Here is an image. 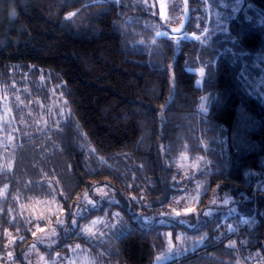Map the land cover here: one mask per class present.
Instances as JSON below:
<instances>
[{
  "label": "trees",
  "instance_id": "1",
  "mask_svg": "<svg viewBox=\"0 0 264 264\" xmlns=\"http://www.w3.org/2000/svg\"><path fill=\"white\" fill-rule=\"evenodd\" d=\"M204 5V0H186L189 18L182 24L198 37L176 43L156 36L161 28L145 23L151 15L129 0H0V82L11 65H33L58 76L70 111L60 153L79 186L100 180L104 172L87 173L78 131L100 157L124 152L143 162L151 188L165 198L159 204H170L171 193L178 192L175 170L182 155L206 161L196 178L208 179L209 189L201 195L194 224L191 219L194 226H170L174 242L175 229L188 231L180 237L187 251L164 264H235L244 241L255 248L264 236V99L253 91L240 63L243 55L264 53V0H243L228 22V37L201 42L197 29L207 25ZM198 67L204 68L201 85ZM204 96L206 111H200ZM111 173L106 176L118 178ZM5 176L0 174V191L9 182ZM216 189L232 198L228 205L206 204ZM6 206L0 198V254L9 230L18 236V261L33 240L17 234L19 225L9 221ZM209 207L219 211L206 214ZM88 209L78 224L103 210ZM130 212L124 209L129 222ZM230 218L241 222L239 233L227 234ZM167 228L133 224L116 240L112 261L152 264L166 247ZM61 230L55 246L43 247L50 255L86 242ZM230 238L233 245L227 244Z\"/></svg>",
  "mask_w": 264,
  "mask_h": 264
},
{
  "label": "rangeland",
  "instance_id": "2",
  "mask_svg": "<svg viewBox=\"0 0 264 264\" xmlns=\"http://www.w3.org/2000/svg\"><path fill=\"white\" fill-rule=\"evenodd\" d=\"M204 2L207 25H200L197 29L201 42L213 36L227 38L228 22L242 8L243 0ZM129 3L133 7L139 6L142 13L151 15L145 23L161 28L156 36L172 38L176 43L198 37V34L186 31L182 24L189 18L186 0H129ZM135 9H131L132 12H136ZM174 28H178L177 34L171 32ZM240 63L241 72L253 91L264 99V53L243 55ZM195 71L199 77L197 83L201 85L204 68L198 67ZM206 104L204 96L199 105L200 111H206ZM69 117L62 82L56 74L33 65L9 67L8 76L0 82V174L5 173V177L9 178V182L1 188L0 198L7 200L9 221L19 225L17 234L30 235L33 242L22 253V259L15 261L14 244L18 236L8 230L11 235H7L0 264H117L111 259L117 254L116 240L125 235L133 224L147 227L152 222L169 226L165 230L166 247L152 264H164L185 253L187 247L184 248L180 237L188 231L181 226L175 229L178 238L174 242V228L170 226H177L178 223L189 228L194 226L191 219L194 224L201 195L206 186L209 189L208 179L196 178L206 161L200 156L182 155L175 170V177L180 183L178 192L171 193L170 204H159L165 198L157 196L155 189L151 188L143 162L124 152L100 157L86 145L84 135L78 131L80 146L85 150L87 173L104 172L100 180L79 186L72 176L70 164L60 153L64 125ZM107 171H112L111 174L121 181L116 177H107ZM149 191L154 194L148 195ZM209 195L206 204L211 207L228 205L232 200L228 194L217 189ZM153 204V209H150ZM93 206L103 210L89 222L78 224L80 217ZM126 208L131 211L130 222L126 220ZM217 211L216 208H204L206 214ZM227 212L234 214L235 209L227 208ZM235 219L239 220V217ZM229 220L227 234L239 233L241 222ZM61 228L67 230L66 234L83 237L86 242L70 244L67 249L50 255L43 247L50 248L59 242ZM86 228H90L91 232H86ZM234 243L235 238L227 241L228 245ZM236 254L235 264H250L249 259L252 258L264 264V236L255 248H250L244 241Z\"/></svg>",
  "mask_w": 264,
  "mask_h": 264
},
{
  "label": "snow or ice",
  "instance_id": "3",
  "mask_svg": "<svg viewBox=\"0 0 264 264\" xmlns=\"http://www.w3.org/2000/svg\"><path fill=\"white\" fill-rule=\"evenodd\" d=\"M6 188H7V186H5V191H6ZM61 223H62V221H61ZM93 223L95 224L96 221H93ZM85 231L86 232H91V229L90 228H86ZM6 235H9L10 236L11 234L10 233H6ZM52 235H55V232H52ZM41 260H43V257H41Z\"/></svg>",
  "mask_w": 264,
  "mask_h": 264
},
{
  "label": "built area",
  "instance_id": "4",
  "mask_svg": "<svg viewBox=\"0 0 264 264\" xmlns=\"http://www.w3.org/2000/svg\"><path fill=\"white\" fill-rule=\"evenodd\" d=\"M250 264H259V261L257 260V259H252L251 261H250Z\"/></svg>",
  "mask_w": 264,
  "mask_h": 264
}]
</instances>
